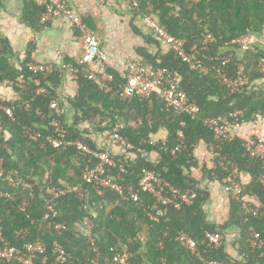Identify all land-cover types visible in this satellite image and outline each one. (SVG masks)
<instances>
[{
  "label": "trees",
  "instance_id": "1",
  "mask_svg": "<svg viewBox=\"0 0 264 264\" xmlns=\"http://www.w3.org/2000/svg\"><path fill=\"white\" fill-rule=\"evenodd\" d=\"M28 2L25 11L30 14L26 17L35 25L40 22L44 10L31 0ZM150 14L157 17L170 34L185 40L188 50L194 46L201 50L203 65L198 70H191L171 51L153 55L145 48L136 50L142 64L151 65L154 69H168L182 77L180 87L191 102L199 106L198 116L192 118L167 109L157 95L149 100L127 97L124 92L126 81L120 73L108 68L107 72L113 78L110 83L112 90L108 93L100 90L85 78L81 70L77 96L67 103L71 114L61 102L62 115L58 119L68 131L67 139L84 141L93 150L99 147L81 124H90L97 117L101 122H107L106 127L95 130L102 138H106L116 126L124 124V128L119 129L120 135L136 149L149 153L146 158L135 150L121 151L122 155L115 156L116 162L124 164L126 170L125 173L118 170L112 173L123 186L124 196L109 190L100 195L94 185L85 184L83 169L86 165L96 164L91 156L81 155L74 148L63 151L41 147L40 143L28 140L26 128L48 127L53 118L49 110L50 97L37 95V90L43 87L51 92V96L59 97L63 79L59 73L44 79L29 70L33 48L28 49L25 60L17 67L13 62L15 55L1 41L0 81L22 76L25 83L21 89H15L16 100L2 101L14 108L15 119L9 120L0 111V163L6 174L20 182L14 188L0 179V191L9 194L0 198L4 238L0 240V248L12 246L22 249L25 243L40 241L47 247L51 264L55 258L52 255L53 243L59 242L68 255L66 264H92L97 253L82 230V224L89 218L95 226L97 251L108 257L112 256L110 249L116 248L128 264H264V246L260 249L251 245L255 235L264 241V187L260 182L263 162L249 155L241 138L226 143L215 141L212 129L205 124L209 119H229L237 112L241 113L244 123L253 121L256 116L264 118V82L260 68L264 50L257 48L242 52L239 58L235 53L239 47L232 51L233 42L238 37L254 35L264 29V0H141L137 11H132L137 20ZM133 30L138 36H144L136 26ZM208 35L214 36L216 42L204 44ZM149 37L156 41L152 33ZM223 59L230 61L223 65ZM239 63L244 66L249 84L243 89L232 90L222 81L219 70L222 75L235 78ZM26 102H29L30 109L26 108ZM182 123L185 127L181 126ZM160 130L166 131L167 138L155 142L154 136ZM179 130L185 134V141L180 152L173 156L171 150L177 146ZM49 131L51 128L42 130L44 135ZM200 143L214 146L218 157L216 169L206 171L208 179L215 178L221 182L232 167L250 178L242 196L230 197L228 219L224 224L208 219L204 208L207 201L205 192L191 178V167L196 166L193 153ZM152 153H157L159 159L153 161ZM145 170L161 174L181 192L196 189L198 198L192 205L182 204L179 209L173 205H161L152 194L139 189ZM238 181L242 183L240 177ZM51 186L76 187L78 191L58 199L59 215L45 221L48 212L45 198L49 197ZM130 195L138 196L139 201L134 202ZM247 197H254V200L249 201ZM244 204L255 207L259 215H247ZM156 209L166 211V216L160 217L159 221L153 220ZM51 223L63 224L65 229L59 232ZM217 231L223 234L224 240L220 247L213 248L205 239L208 233ZM19 232L22 233L17 237ZM180 232L197 241L199 256L176 240ZM230 235L235 237L234 245L240 259L226 252V240Z\"/></svg>",
  "mask_w": 264,
  "mask_h": 264
},
{
  "label": "built area",
  "instance_id": "2",
  "mask_svg": "<svg viewBox=\"0 0 264 264\" xmlns=\"http://www.w3.org/2000/svg\"><path fill=\"white\" fill-rule=\"evenodd\" d=\"M35 6L44 10L40 22L47 24L58 19L66 20L71 26L75 27L83 36L85 43V52L77 60L76 66L71 63L57 66L54 63L37 64L29 63V70L36 76H41L47 79L50 75L59 73H68L72 76L74 81H78L82 73L89 81H92L100 90L108 93L112 90L110 83L113 78L107 72L106 63L108 57L100 46V41L93 35V33L85 26L81 16L74 12V10L64 0H31ZM128 4L133 10L139 6V0H127ZM145 25L155 34L157 39L162 41L182 63L187 65L191 70H198L202 67L201 50L194 46L190 51L186 48V41L170 34L167 29L160 26L158 20L149 16L143 19ZM264 35V30H263ZM216 42V39L212 35L205 37L204 44ZM233 44H236L240 50L244 53L254 50L255 46H264V38L262 40H253L252 36L244 34L236 39ZM256 44V45H255ZM229 63L228 59H223V65ZM95 66L96 69L92 70L90 67ZM80 67V68H79ZM261 72L263 74L264 82V59L260 62ZM220 71V70H219ZM121 77L126 81L124 86V92L129 98H139L142 100H149L154 95L163 102L167 109H173L179 113L187 114L192 118H196L200 113V108L197 104L191 102L190 98L184 92L180 84L182 77L179 74L173 73L171 70L158 68L154 69L150 65H144L140 63H130L124 73H121ZM223 82L229 86L232 90H238L247 86L249 80L242 73L237 75L233 79L222 76ZM25 83V79L20 76L13 80L4 79L0 81V99L4 96V91L15 88H22ZM37 95L50 97L49 110L53 115L52 120L49 122L48 127L34 126L26 128L25 134L31 143H40L41 147L49 146L54 149L66 151L69 148H74L79 154L91 156L95 161V166L86 165L82 171V179L85 184L94 185L98 194L102 195L104 191L115 192L121 196H124V188L115 177L112 176L114 170H118L121 173H125L124 164H118L115 160V156L112 154L111 148H118L124 152L136 151L142 158L148 157V153L141 149H136L134 145L129 143L127 139L122 137L119 133V129L124 128L123 125L116 126L110 131L105 139V147L98 150H93L84 141L67 139L68 131L64 129L60 123L59 118L62 115L61 100L59 97L51 96V92L43 87L37 90ZM26 108L30 109L29 102H26ZM0 110L5 113L9 120H14V108L5 106L0 103ZM37 113L41 115V111L37 109ZM241 113L237 112L230 116V118L219 117L216 119H209L205 121V124L212 129L215 141L219 143H226L237 138L235 131L239 128L240 124L244 123L241 120ZM94 129H103L107 126V122H101L99 117L95 118L91 123ZM185 127V124H181ZM51 128L48 134L44 135L43 131ZM177 146L171 151L172 155L180 152L183 148L185 141V134L182 130L177 132ZM165 144V143H163ZM212 150L214 147L211 146ZM245 149L252 158L260 159L264 165V139L263 138H249L245 141ZM240 177L237 168L232 167L229 174L222 179L221 182L225 185L227 192L233 198H238L244 193V186L238 181ZM0 179L6 180L14 188L20 185V182L4 172V166L0 163ZM260 182L264 187V172L260 177ZM139 189L143 192L152 194L159 203L163 206L173 205L176 209L181 208L182 204L192 205L198 198V191L187 190L181 192L171 186L161 174L145 170L142 178L139 182ZM78 188H64L51 186L49 188V197L45 198L46 210L48 211L45 216V221L51 217H57L59 215L57 200L65 197L68 193L77 192ZM8 193L0 191V198L8 197ZM125 198H127L125 196ZM130 198L137 202L139 197L136 195H130ZM244 210L247 215L257 217L259 215L258 210L254 207H248L244 204ZM156 215L153 220L159 221L160 217L166 216L165 210L156 209ZM51 226L55 227V230L62 231L65 229L63 224L51 223ZM94 222L92 219H86L82 224V230L85 236L94 247L96 257L93 259L92 264H128L122 254L115 248L110 249L112 256H102L96 246V238L94 237ZM22 232L17 233V237ZM0 240L3 241V228L0 220ZM176 240L192 254L199 256L198 243L192 237L185 232H180ZM210 247L217 248L223 244L224 236L221 232L208 233L205 239ZM253 248H262L264 241H262L259 235L251 240ZM52 255L54 260L51 264H66L68 261V255L65 248L59 242H54L52 246ZM50 258L47 255V247L40 241L25 243L22 249L6 246L0 248V262H12L17 261L19 264H49ZM209 264H221L217 262H210Z\"/></svg>",
  "mask_w": 264,
  "mask_h": 264
},
{
  "label": "crops",
  "instance_id": "3",
  "mask_svg": "<svg viewBox=\"0 0 264 264\" xmlns=\"http://www.w3.org/2000/svg\"><path fill=\"white\" fill-rule=\"evenodd\" d=\"M28 1L0 0V46L1 41H4L10 47L16 57L13 60L16 66L19 67V62L25 60L26 52L30 48H33L31 60L37 64L54 63L57 66H62L66 63L74 64L80 60L85 52L82 34L64 19H58L47 24L38 22L32 25L26 17L30 14H26L25 11L26 5L29 4ZM64 1L81 16L85 26L100 41L101 49L108 56L106 65L111 70L124 73L129 63L140 60L136 53L139 48H145L148 53L153 55L168 52V47L162 41L158 40L157 42L149 37L151 32L139 19L134 18L126 0ZM133 26L139 28L144 36L135 34ZM263 30L257 34L248 35L252 36L253 40H262L264 38ZM233 45L232 51L238 47L236 44ZM257 48L264 50V46H255L254 49ZM237 49L235 53L236 57L239 58L243 51L240 48ZM239 65L236 76L240 73L247 76L242 63ZM92 67L94 66L90 68L92 69ZM227 78L230 79L231 77ZM62 79L59 98L65 105L68 114H71V107L67 103L77 96V82L68 73L62 74ZM12 97L11 92L4 91V99L10 100ZM86 124H81V128L88 134L90 133L99 149L104 148L106 138H102L97 133L98 131L92 128L91 124ZM235 133L238 138L244 141L249 138L264 139V118L256 116L253 121L240 124ZM166 138V131L160 130L154 136V141L158 142ZM211 148L204 143L197 146L193 153L196 166L191 167V178L205 192L204 197L207 198V201L204 208L208 219L216 224H224L228 219L231 195L227 192L223 182H219L215 178H207L209 175L206 174V171L216 169L218 158ZM111 151L113 155H122L121 149L111 148ZM150 157L153 161L159 159L157 153H152ZM240 180L245 187L250 178L246 174H240ZM246 199L253 201L254 197H247ZM234 243L235 237L230 235L226 240V252L234 258L240 259Z\"/></svg>",
  "mask_w": 264,
  "mask_h": 264
},
{
  "label": "clouds",
  "instance_id": "4",
  "mask_svg": "<svg viewBox=\"0 0 264 264\" xmlns=\"http://www.w3.org/2000/svg\"><path fill=\"white\" fill-rule=\"evenodd\" d=\"M127 1V0H126ZM140 1L141 0H139V5H140ZM127 4H128V2H127ZM129 5V4H128ZM129 7H130V9L132 10V11H137V9H135V10H133L132 8H131V6L129 5ZM139 7V6H138ZM149 16H153V17H155L153 14H150ZM149 16H146V17H149ZM146 17H141L140 16V18L138 17V19L145 25V22L143 21V19H145ZM157 20H158V18L157 17H155ZM158 22H159V24H160V21L158 20ZM161 26V25H160ZM145 27H146V29L148 28V30L152 33V35L156 38V41L158 42V40L159 39H157V37L155 36V34L150 30V28L147 26V25H145ZM239 38V37H238ZM237 38V39H238ZM160 41V40H159ZM100 46H101V44H100ZM186 48H187V46H186ZM188 50V49H187ZM103 51V50H102ZM168 51H170V50H168ZM188 51H190V50H188ZM108 57V56H107ZM179 59V58H178ZM180 60V59H179ZM108 62V61H107ZM135 63H140V64H142L141 63V60H138V61H134ZM203 62V61H202ZM31 63H33V62H31ZM131 63H133V62H131ZM107 64V63H106ZM130 64V63H129ZM128 64V65H129ZM127 65V66H128ZM144 65H148V64H144ZM203 65V64H202ZM106 66V69H108L109 67H107V65H105ZM151 66V65H150ZM95 67V66H94ZM152 67V66H151ZM202 68V67H201ZM95 69H96V67H95ZM93 70V69H92ZM121 74V73H120ZM219 74L221 75V78H222V74H221V72L219 71ZM226 76V75H225ZM227 77V76H226ZM236 77V76H235ZM230 79H233V78H230ZM2 81V80H1ZM222 81H223V79H222ZM249 84V83H248ZM227 85V84H226ZM228 86V85H227ZM229 87V86H228ZM245 87V86H244ZM243 87V88H244ZM243 88H239V89H243ZM15 89H20V88H15ZM15 89L13 90V91H11V90H8L9 92H11V95L13 96L11 99H13V100H16L17 98H18V96H17V94L15 93ZM238 89V90H239ZM4 100V96H3V98H1L0 99V103H2V104H4L2 101ZM5 105V104H4ZM6 106V105H5ZM1 111V110H0ZM164 145V144H163ZM212 146V145H211ZM214 147V146H213ZM172 151V150H171ZM214 151V150H213ZM148 153V152H147ZM148 156H149V153H148ZM174 156V155H173Z\"/></svg>",
  "mask_w": 264,
  "mask_h": 264
},
{
  "label": "water",
  "instance_id": "5",
  "mask_svg": "<svg viewBox=\"0 0 264 264\" xmlns=\"http://www.w3.org/2000/svg\"><path fill=\"white\" fill-rule=\"evenodd\" d=\"M93 70H95V67H92Z\"/></svg>",
  "mask_w": 264,
  "mask_h": 264
}]
</instances>
